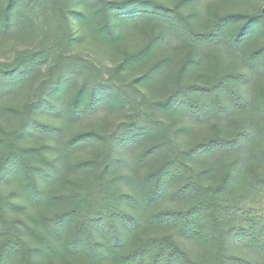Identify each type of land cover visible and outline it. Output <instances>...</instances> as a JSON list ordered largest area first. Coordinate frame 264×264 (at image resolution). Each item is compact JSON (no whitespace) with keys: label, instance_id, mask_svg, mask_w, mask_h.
<instances>
[{"label":"trees","instance_id":"obj_1","mask_svg":"<svg viewBox=\"0 0 264 264\" xmlns=\"http://www.w3.org/2000/svg\"><path fill=\"white\" fill-rule=\"evenodd\" d=\"M0 264H264V0H0Z\"/></svg>","mask_w":264,"mask_h":264},{"label":"rangeland","instance_id":"obj_2","mask_svg":"<svg viewBox=\"0 0 264 264\" xmlns=\"http://www.w3.org/2000/svg\"><path fill=\"white\" fill-rule=\"evenodd\" d=\"M34 44H35V42L32 43V45H34ZM23 46H24V43L21 42V43H19L16 47H17L18 49H21ZM16 47H15V48H16ZM89 48H90V47H89ZM86 51H90V50H86ZM8 57H9V60H11V59H12V54L9 55ZM100 60H101V59H100ZM101 61H103V60H101ZM42 75H43V74H42ZM41 78H42V77H38V78L34 81L33 88H35V87L38 85V83L40 82ZM29 97H30V99H32L33 96L30 95Z\"/></svg>","mask_w":264,"mask_h":264}]
</instances>
